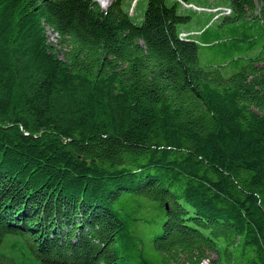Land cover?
Returning a JSON list of instances; mask_svg holds the SVG:
<instances>
[{"label": "trees", "instance_id": "1", "mask_svg": "<svg viewBox=\"0 0 264 264\" xmlns=\"http://www.w3.org/2000/svg\"><path fill=\"white\" fill-rule=\"evenodd\" d=\"M123 1L0 0V264H264V0L226 67Z\"/></svg>", "mask_w": 264, "mask_h": 264}, {"label": "rangeland", "instance_id": "2", "mask_svg": "<svg viewBox=\"0 0 264 264\" xmlns=\"http://www.w3.org/2000/svg\"><path fill=\"white\" fill-rule=\"evenodd\" d=\"M103 1H105L106 5L101 4V6L106 9L109 8L112 0ZM148 3L149 0L123 1V9L126 12L130 11L132 21L138 27L142 26L144 22ZM185 4L188 6H195L204 9L211 8L212 10V13L197 12L193 8H186L182 4L178 6L179 15L190 18L188 22L178 26L179 31L186 30L183 32V34L185 35L184 38L193 40L200 39V42H202L201 44L212 43V45L209 47H207L206 45H202L199 51L200 62L204 67H226L232 62L233 58L249 57L255 55L257 50H261V47H257V50L252 52L250 51L249 45L247 43L239 44L240 46L238 47V49H236L233 43L230 41V38H228L229 25L225 22L226 18L223 17L216 19V21L214 20V16L215 18H217V16L213 14V12L215 13L216 9H225V6H228L230 4L229 0H187ZM168 5H172V0H168ZM205 27L206 29H208V32L203 38H201L200 32L205 29ZM48 36L54 44H57L55 36L51 34H48ZM217 39H219L218 42L215 41ZM59 57L63 60V53H59ZM225 73L227 75H231L233 71L231 68H228ZM213 257L217 258L216 255H214ZM202 264L209 263L205 261Z\"/></svg>", "mask_w": 264, "mask_h": 264}, {"label": "bare ground", "instance_id": "3", "mask_svg": "<svg viewBox=\"0 0 264 264\" xmlns=\"http://www.w3.org/2000/svg\"><path fill=\"white\" fill-rule=\"evenodd\" d=\"M93 1L98 2L99 5H101V4H102V5H106V4H105V1H103V0H93ZM102 7H103V6H102ZM103 8H104V7H103Z\"/></svg>", "mask_w": 264, "mask_h": 264}, {"label": "crops", "instance_id": "4", "mask_svg": "<svg viewBox=\"0 0 264 264\" xmlns=\"http://www.w3.org/2000/svg\"><path fill=\"white\" fill-rule=\"evenodd\" d=\"M184 31H186V30H181L180 32L183 33Z\"/></svg>", "mask_w": 264, "mask_h": 264}]
</instances>
